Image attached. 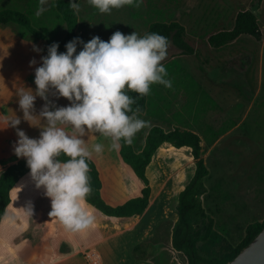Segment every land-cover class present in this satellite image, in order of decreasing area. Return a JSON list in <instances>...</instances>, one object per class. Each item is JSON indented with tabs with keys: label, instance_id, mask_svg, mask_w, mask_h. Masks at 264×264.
Wrapping results in <instances>:
<instances>
[{
	"label": "rangeland",
	"instance_id": "rangeland-1",
	"mask_svg": "<svg viewBox=\"0 0 264 264\" xmlns=\"http://www.w3.org/2000/svg\"><path fill=\"white\" fill-rule=\"evenodd\" d=\"M77 2L80 39L84 42L93 36L108 41L117 30L125 35L136 31L142 36L155 21H177L186 27L187 41L195 52L185 55L169 44L167 57L161 63L172 87L150 85L146 112L138 115L148 124L135 134L132 144L141 151L153 125L166 130H196L203 138L202 153L209 168L202 202L214 221L212 237L199 243L201 252L204 256H220L237 246L249 226L264 221V36L261 41L243 37L219 49L212 48L207 39L230 28L235 14L243 8L255 11L264 29V0L260 6L255 0H142L139 6L124 4L110 13H100L87 0ZM53 3L47 0L40 16L35 14L41 6L39 0H0V10L11 8L31 14L35 25L49 37V44L43 41L44 45H60L67 26ZM2 28L32 36L17 24ZM81 49L78 44L77 52ZM217 112L214 121L220 133L214 135L213 130H206V124ZM163 149L154 155L147 172L152 188L149 209L160 216L152 237L146 241L165 244L154 257L155 264H187L186 258L171 247V230L175 223L172 218L178 216L179 191L191 173L186 163L189 157L170 148L171 154L159 162ZM107 183L125 184L128 196L142 187L121 162L112 167Z\"/></svg>",
	"mask_w": 264,
	"mask_h": 264
},
{
	"label": "clouds",
	"instance_id": "clouds-1",
	"mask_svg": "<svg viewBox=\"0 0 264 264\" xmlns=\"http://www.w3.org/2000/svg\"><path fill=\"white\" fill-rule=\"evenodd\" d=\"M47 0H39L40 16ZM142 0H87L100 13H110L113 8L124 4L136 6ZM69 7L79 13L80 4L69 0ZM82 49L77 52V45ZM59 45L52 43L47 55L41 57V65L35 68V94L31 89L20 88L17 92L19 108L23 119L32 126L35 118L32 111L37 96L45 101L40 117L46 120L38 138H30L16 126L21 123L17 117L8 121L16 129L18 140L13 146L17 158H24L30 169V176L37 188H44V195L50 198L49 217H55L71 232H83L93 224L95 217L88 205L87 196L92 188L89 183V165L86 162L95 152L100 154L104 145L95 143L90 151L82 137L87 130L99 132L109 138L110 147L119 150L121 141L131 144L135 134L148 124L137 115L139 108L131 107L134 98L128 91L146 96L150 85L162 84L172 87L167 77L163 60L167 57L169 40L157 33L138 35L136 31L123 34L115 31L108 41L93 36L84 42L79 37L69 41L66 52H58ZM36 52L41 51L33 46ZM35 59L29 62L30 66ZM50 88L58 97L66 98L67 106L57 107L48 100ZM51 105V109H50ZM65 126L70 131L65 130ZM63 155L66 160H60ZM31 215V208L27 209ZM22 241L17 248H22Z\"/></svg>",
	"mask_w": 264,
	"mask_h": 264
},
{
	"label": "crops",
	"instance_id": "crops-1",
	"mask_svg": "<svg viewBox=\"0 0 264 264\" xmlns=\"http://www.w3.org/2000/svg\"><path fill=\"white\" fill-rule=\"evenodd\" d=\"M33 46L41 51H34ZM42 56H45L43 41L25 35L20 30L0 29V171L24 159L17 158L13 152L18 137L16 129L8 126V121L15 117L19 118L21 123L16 127L23 130L30 138H38L42 130L41 126L46 124V120L40 117L45 101L39 96L36 97L32 111L35 118L32 123L41 126H32L23 119L17 95L20 88L31 89L35 94V68L41 65ZM33 59L36 63L30 66L29 62ZM47 96L48 100L57 107L67 106L70 103L66 98L58 97L53 88L49 89ZM216 115L218 112L212 114L213 120L209 118V123L206 124V130H213L214 135L220 133V128L214 121ZM65 130L70 131V128L65 126ZM192 132L200 136L202 143V136L196 130ZM82 139L85 140V146L90 151L95 143L104 145L100 154L93 152L90 158L100 172L103 184L102 196L108 204L118 206L140 195L138 190L135 195L128 196V187L123 183L115 185L107 183L110 171L117 162L127 166L120 157V149H111L109 138H105L99 132L87 130ZM161 148L164 149L159 156V162H163L171 154L170 148L182 151V156L185 158L189 157L186 163L191 173L180 193L195 173L196 165L192 150L186 146L176 148L164 143L154 155ZM149 181L151 182L150 179ZM44 191L43 187H36L30 174L22 178L12 189L11 202L0 222V264H153L149 261H136L131 253L134 246L152 237V231L160 214L156 210L149 209L150 204L142 215L136 216L130 223L120 225L116 218L101 214L88 203L95 217L94 224L83 232L74 233L67 230L57 218L49 217L51 202L50 198L44 195ZM29 208L31 215L27 211ZM172 219L176 222L178 216ZM25 240L27 244L18 249L17 246Z\"/></svg>",
	"mask_w": 264,
	"mask_h": 264
},
{
	"label": "trees",
	"instance_id": "trees-1",
	"mask_svg": "<svg viewBox=\"0 0 264 264\" xmlns=\"http://www.w3.org/2000/svg\"><path fill=\"white\" fill-rule=\"evenodd\" d=\"M255 1L258 6L263 2V0ZM53 4L56 13L67 26L66 36L58 47V52H66L65 45L74 38H80L79 16L69 7V0H54ZM9 24L19 25L25 28L36 40L45 41L49 44L48 35L35 25L31 14L17 9H1L0 27ZM151 32L166 36L169 44H173L185 55H191L195 52L187 41V29L180 22H152L145 33ZM263 36L264 29L256 12L249 8H243L235 14L233 25L230 28H224L209 35L207 40L212 48L219 49L237 42L243 37L261 41ZM48 47L49 45L45 46V56ZM127 94L135 100L131 106L133 110L139 108L137 115L145 114L147 95L140 96L132 91H128ZM164 143H169L176 148L184 146L191 148L196 165L194 176L178 197L176 205L178 219L173 223L171 230L172 249L181 253L186 258L187 264H228L262 231L264 221L249 226L243 240L222 255L204 256L202 254L199 243L212 237L214 221L206 213L202 202V197L206 193L205 179L209 176V168L203 158L201 138L195 132L178 128L166 130L159 125H153L147 131L143 149L139 152L135 150L132 143L126 144L122 140L119 151L120 157L129 171L142 184V187L139 186L136 191L137 193L139 190L140 195L118 206L108 204L103 198L100 172L94 161L88 158L86 162L89 165V183L92 191L87 196V202L101 214L116 218L120 225H124L130 219L142 215L148 208L152 196L147 169L153 160L154 154ZM59 159L63 161L67 157L61 155ZM29 174L30 169L27 167L25 159L18 160L0 173V222L11 202L12 189L22 178ZM163 248H165L163 242L149 240L134 246L131 253L136 261H151L155 264L154 257L159 255Z\"/></svg>",
	"mask_w": 264,
	"mask_h": 264
},
{
	"label": "water",
	"instance_id": "water-1",
	"mask_svg": "<svg viewBox=\"0 0 264 264\" xmlns=\"http://www.w3.org/2000/svg\"><path fill=\"white\" fill-rule=\"evenodd\" d=\"M228 264H264V228L253 241Z\"/></svg>",
	"mask_w": 264,
	"mask_h": 264
}]
</instances>
